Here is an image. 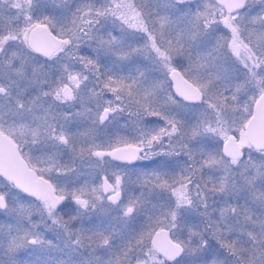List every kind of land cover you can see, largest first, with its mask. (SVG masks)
<instances>
[{
  "label": "snow or ice",
  "instance_id": "1",
  "mask_svg": "<svg viewBox=\"0 0 264 264\" xmlns=\"http://www.w3.org/2000/svg\"><path fill=\"white\" fill-rule=\"evenodd\" d=\"M0 220V264H264V0H0Z\"/></svg>",
  "mask_w": 264,
  "mask_h": 264
},
{
  "label": "flooded vegetation",
  "instance_id": "2",
  "mask_svg": "<svg viewBox=\"0 0 264 264\" xmlns=\"http://www.w3.org/2000/svg\"><path fill=\"white\" fill-rule=\"evenodd\" d=\"M140 165H143L144 163H149L148 161H142V162H137Z\"/></svg>",
  "mask_w": 264,
  "mask_h": 264
},
{
  "label": "rangeland",
  "instance_id": "3",
  "mask_svg": "<svg viewBox=\"0 0 264 264\" xmlns=\"http://www.w3.org/2000/svg\"><path fill=\"white\" fill-rule=\"evenodd\" d=\"M150 119H156V118H150ZM144 164H147V163H144ZM144 164H143V165H144ZM0 222H3V221H2V220H0Z\"/></svg>",
  "mask_w": 264,
  "mask_h": 264
}]
</instances>
